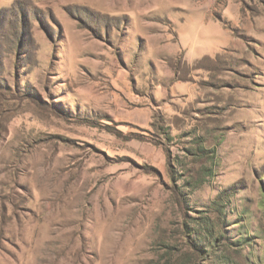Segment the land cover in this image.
<instances>
[{
  "label": "rangeland",
  "instance_id": "obj_1",
  "mask_svg": "<svg viewBox=\"0 0 264 264\" xmlns=\"http://www.w3.org/2000/svg\"><path fill=\"white\" fill-rule=\"evenodd\" d=\"M0 264H264V0H0Z\"/></svg>",
  "mask_w": 264,
  "mask_h": 264
},
{
  "label": "trees",
  "instance_id": "obj_2",
  "mask_svg": "<svg viewBox=\"0 0 264 264\" xmlns=\"http://www.w3.org/2000/svg\"><path fill=\"white\" fill-rule=\"evenodd\" d=\"M198 234V233H197ZM199 235V234H198Z\"/></svg>",
  "mask_w": 264,
  "mask_h": 264
}]
</instances>
